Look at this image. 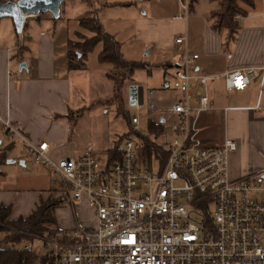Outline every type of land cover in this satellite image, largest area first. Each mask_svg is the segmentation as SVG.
<instances>
[{"label": "built area", "instance_id": "built-area-1", "mask_svg": "<svg viewBox=\"0 0 264 264\" xmlns=\"http://www.w3.org/2000/svg\"><path fill=\"white\" fill-rule=\"evenodd\" d=\"M180 2L178 18L187 19L190 0ZM175 44L182 48L171 83L181 94L178 101L158 110L153 92L145 89L143 105L138 98L128 101L159 115V136L145 134L139 116L131 117V126L160 146L163 165L155 152L143 159L140 138L127 139L120 157L107 164L91 145L77 158L55 159L48 143H33L0 113V126L32 162L61 179L63 204H85L97 220L94 229L77 225L53 239L29 241L26 250H37L39 243L53 264H264V172L231 179L229 159L237 144L227 139L222 146L208 145L199 127L200 116L211 109L205 92L211 81L221 76L227 92L245 91L259 79L264 86V65L202 75L195 72L199 55L190 54L187 36L179 35Z\"/></svg>", "mask_w": 264, "mask_h": 264}, {"label": "crops", "instance_id": "crops-1", "mask_svg": "<svg viewBox=\"0 0 264 264\" xmlns=\"http://www.w3.org/2000/svg\"><path fill=\"white\" fill-rule=\"evenodd\" d=\"M8 1L17 0H0ZM179 1L90 0L88 4L85 0H66L57 21L51 14L30 16L25 20L21 34L17 33L11 18L1 19L0 113L33 143H48L55 159L77 158L88 145L97 148L93 142L84 144L75 156L67 147L72 130L76 132L84 117L80 112L87 111L83 98L89 93L91 83L96 82L97 73L102 70L100 65H106L100 63L93 70L86 59L85 70L70 71L68 68L69 43L78 40L79 33L91 34L84 32L80 20L92 12H97L104 30L121 43V51L127 60L137 59L135 55L144 57L149 66L156 68L154 73L160 72V89L151 90L156 109H159V92L173 89V72L182 52L175 44L179 35L187 36L190 54L199 55L195 67L199 74L221 75L264 65V0H254L252 7L241 6L247 15L236 18L238 30L234 35L229 29L215 31L212 17L195 12V7L191 8L187 19H179ZM22 63L26 68L21 69ZM205 92L210 98L211 109L199 118L201 138L211 146H222L227 139L235 141L237 150L229 159L231 179L263 173L264 86L261 79L254 80L245 91L227 92L223 78L217 76ZM109 98H98L95 102L89 101L88 105L91 109L94 104ZM153 116L160 119L157 114ZM4 135L11 137L0 126V140ZM17 141L16 145L0 142V149L7 152V164L24 168L23 172L14 175L1 167L0 207H11V219L14 220L31 215L42 199L47 200L51 195L58 198V192L50 193L51 184L39 189L40 179L47 183L48 173L32 162L22 143ZM29 166L34 167L32 173ZM20 174L25 178H21L23 183L16 184ZM68 207L62 205L56 210L61 230H72L77 225L91 230L97 226L94 211L87 205L70 207L71 210ZM67 209L73 216L69 225L63 216ZM87 215L92 216V221Z\"/></svg>", "mask_w": 264, "mask_h": 264}, {"label": "trees", "instance_id": "trees-1", "mask_svg": "<svg viewBox=\"0 0 264 264\" xmlns=\"http://www.w3.org/2000/svg\"><path fill=\"white\" fill-rule=\"evenodd\" d=\"M88 4L90 0H85ZM217 4V9L212 12L213 29L222 31L229 29L233 35L238 30L236 17L238 15H247V12L239 5L244 3L252 7L254 0H213ZM198 0H190L192 10ZM57 21V19H54ZM83 30L91 33V36L80 34L79 41L69 43L68 61L70 71L85 70V60L87 55L99 44L103 48L99 53V61L102 64H111L112 71L107 77L114 82V91L112 97L107 101H122V88L126 81L131 80L134 72L142 68L145 64L127 60L122 51L121 43L112 35L108 34L99 21L97 12H92L87 17L80 20ZM19 34V33H18ZM81 39V40H80ZM80 54V56H79ZM106 101V102H107ZM131 125V119H130ZM132 127V126H131ZM151 132L156 136L163 130L162 123L151 121L149 124ZM155 131V132H154ZM143 140L142 157L145 161L150 160L153 152L161 157L162 165L165 163V154L161 151L160 146L145 137L139 136ZM118 147L110 149L109 162L119 158ZM7 161L6 150L0 149V175L1 167ZM59 188L53 186L50 193L58 192ZM61 198H53L51 195L47 200H41L37 209L28 217L11 219V207H0V232L5 236L0 242V264H53L52 257L49 253H42L38 250H26L25 244L35 239L49 240L61 234L63 230L58 227L56 210L62 206Z\"/></svg>", "mask_w": 264, "mask_h": 264}, {"label": "rangeland", "instance_id": "rangeland-1", "mask_svg": "<svg viewBox=\"0 0 264 264\" xmlns=\"http://www.w3.org/2000/svg\"><path fill=\"white\" fill-rule=\"evenodd\" d=\"M179 3H180L181 13H182L183 10L181 6V2L179 1ZM68 5H71V4H68ZM239 5L242 6L245 4L240 3ZM216 6L217 4L213 0H198V2L195 4V12L199 14L206 13L211 16ZM84 32L88 33L85 30ZM86 36L90 37L91 34L90 35L86 34ZM76 41H79V39L75 40L74 42ZM102 48H103L102 43H99L86 57L88 65L90 63V66L93 70L95 68H98L101 63L99 61V53L102 51ZM134 58H137L138 60L131 59V61L141 62L142 64H145V66L142 68L136 69L131 80L126 81L125 84L123 85L122 92H121L122 101L109 102V103L108 101L107 102L103 101V103L100 102V103L94 104V106H92V108L90 109L89 107L90 105H88L89 101L93 100L95 102V100L98 98H104L107 96L112 97L111 95L113 93L114 83L109 79L111 81L110 82L105 76L106 74H109L110 71H112L113 66L111 64L100 65L102 70L101 72L97 73L96 82L91 83L92 87L89 93L87 92L88 94L86 95V97L83 98V106L87 105L85 106L87 107V111L80 112V114H83L84 117L83 119L79 121V124H78L79 128L76 130V132H74L75 130H72L73 133L70 134V141L67 147L69 150H72L74 154H76L75 156L79 155V148L81 146H83L84 144H89L90 142H93L96 144V147H97L96 150H97L98 155L101 158V161L103 162V164H107L109 160V152L107 151L108 148H114L117 146L118 150H120L125 146L127 139H131L134 141H137L139 139V136L134 134L132 131V127L130 125L131 117L133 116L140 117L141 124H142V131L145 134L151 131L149 127V124L151 121H154V122L159 121L157 117L153 116L154 114L150 112L147 105H145L140 111H138L134 107H130L128 104L129 88L132 85L142 86L144 87L146 91L160 89L159 87L160 86L159 81L161 77L160 72L156 71L154 73L156 68H154L153 65H150L151 66L150 67L147 63L148 61H146L144 57L135 55ZM146 97L148 98V95ZM179 98H180V93L173 89H170L169 91L161 90V92H159L158 97H157V103L159 107L158 110H163V109H166L174 105L178 101ZM168 120L170 122V119ZM169 122L167 125L168 129H169ZM72 123H74V120H72ZM17 140L18 139L16 137L11 136L8 138L7 135H4L2 139L0 140V142H2V145H6V144L16 145L18 142ZM7 163L8 161H6L2 169L8 172H13L14 175H17L23 172L24 168H19L20 166L18 165H15V164L11 165ZM30 164L32 165V163ZM32 166H29L30 173L34 171V167ZM15 170H17V172H15ZM18 177L20 178L16 180V184H19L20 181L22 182L21 178H25L23 177V174H20ZM53 180L56 181L57 184H53V182H51ZM23 181L25 180L23 179ZM40 181L41 183L39 184V187H40L39 189L43 188L44 186H46L47 188L49 184H51L52 187L55 186L56 188H59L61 187L60 183H62L59 177L53 176L49 173L46 178L47 183H44V180H41V179ZM60 193H61V189H59L58 191V198L59 197L61 198V200L63 201L62 205H64L63 204L64 197L61 196ZM68 208L70 209V207ZM70 210H68V212L66 213L63 212V216H66L68 220L66 222V224L68 225L69 223H72L73 221V216ZM86 217L90 219L92 218V216L89 217L88 215ZM4 236L5 234L0 232V242L3 240ZM36 248L38 251H41L39 243H36Z\"/></svg>", "mask_w": 264, "mask_h": 264}, {"label": "water", "instance_id": "water-1", "mask_svg": "<svg viewBox=\"0 0 264 264\" xmlns=\"http://www.w3.org/2000/svg\"><path fill=\"white\" fill-rule=\"evenodd\" d=\"M66 0H17L0 2V20L11 18L14 22L17 33L21 34L25 26V17L51 14L54 19H59L61 6ZM27 4V6H25ZM21 69L26 68V64H21ZM139 104H144V87L132 85L129 88V99L136 100Z\"/></svg>", "mask_w": 264, "mask_h": 264}, {"label": "snow or ice", "instance_id": "snow-or-ice-1", "mask_svg": "<svg viewBox=\"0 0 264 264\" xmlns=\"http://www.w3.org/2000/svg\"><path fill=\"white\" fill-rule=\"evenodd\" d=\"M25 6H27V4H25Z\"/></svg>", "mask_w": 264, "mask_h": 264}]
</instances>
